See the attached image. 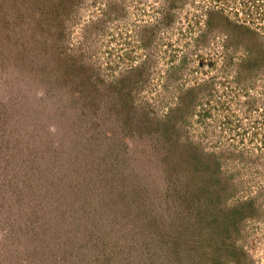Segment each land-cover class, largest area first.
<instances>
[{
	"label": "rangeland",
	"instance_id": "1",
	"mask_svg": "<svg viewBox=\"0 0 264 264\" xmlns=\"http://www.w3.org/2000/svg\"><path fill=\"white\" fill-rule=\"evenodd\" d=\"M0 264H264V0H0Z\"/></svg>",
	"mask_w": 264,
	"mask_h": 264
},
{
	"label": "trees",
	"instance_id": "2",
	"mask_svg": "<svg viewBox=\"0 0 264 264\" xmlns=\"http://www.w3.org/2000/svg\"><path fill=\"white\" fill-rule=\"evenodd\" d=\"M206 192H207V194H209L210 192H212V190H207Z\"/></svg>",
	"mask_w": 264,
	"mask_h": 264
}]
</instances>
